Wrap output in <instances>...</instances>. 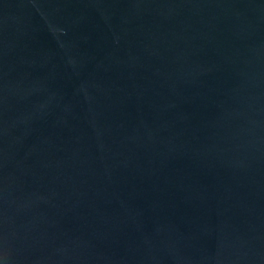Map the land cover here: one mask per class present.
Segmentation results:
<instances>
[{
    "label": "water",
    "instance_id": "1",
    "mask_svg": "<svg viewBox=\"0 0 264 264\" xmlns=\"http://www.w3.org/2000/svg\"><path fill=\"white\" fill-rule=\"evenodd\" d=\"M0 264H264V0H0Z\"/></svg>",
    "mask_w": 264,
    "mask_h": 264
}]
</instances>
